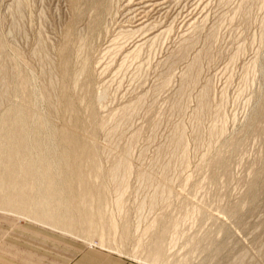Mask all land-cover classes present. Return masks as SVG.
Listing matches in <instances>:
<instances>
[{
    "label": "rangeland",
    "instance_id": "374dc122",
    "mask_svg": "<svg viewBox=\"0 0 264 264\" xmlns=\"http://www.w3.org/2000/svg\"><path fill=\"white\" fill-rule=\"evenodd\" d=\"M23 100L93 140L105 192L73 234L0 191V264H264V0H0V122Z\"/></svg>",
    "mask_w": 264,
    "mask_h": 264
},
{
    "label": "bare ground",
    "instance_id": "6f19581e",
    "mask_svg": "<svg viewBox=\"0 0 264 264\" xmlns=\"http://www.w3.org/2000/svg\"><path fill=\"white\" fill-rule=\"evenodd\" d=\"M68 61L62 68L65 78L71 75ZM59 94L62 97L57 100H61L62 106L77 113V103L72 96L69 97L65 91ZM45 97L43 94V98ZM53 108L50 109L52 111H33L24 100L9 106L0 122V191L6 193V198H20L24 210L19 211H26L27 207L29 211L37 213L51 211L55 214L62 213L66 217L81 215L80 219L76 217L69 223L70 232L74 234L76 231H89L100 227L96 224L98 220L96 221L92 212L79 207L80 203L77 204L76 199L90 197L94 201L96 196L104 195L105 189L95 190L89 184L86 173V168L100 173L97 159L99 152H95L93 140L91 142L89 138H82L73 126L58 129L51 116ZM72 125L84 126L78 115L74 117ZM42 135L46 137L41 138ZM121 167L129 169L127 164L118 165L112 175L116 176ZM28 197L32 198V202L25 206ZM39 206L41 207L38 208ZM56 221L64 224L63 219L57 218Z\"/></svg>",
    "mask_w": 264,
    "mask_h": 264
},
{
    "label": "crops",
    "instance_id": "0c3cea01",
    "mask_svg": "<svg viewBox=\"0 0 264 264\" xmlns=\"http://www.w3.org/2000/svg\"><path fill=\"white\" fill-rule=\"evenodd\" d=\"M55 264H137V263L126 260L121 256H118L116 254H113L105 250L96 249V248H85L79 252L78 256L73 261L70 262L55 261Z\"/></svg>",
    "mask_w": 264,
    "mask_h": 264
}]
</instances>
